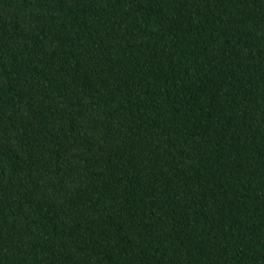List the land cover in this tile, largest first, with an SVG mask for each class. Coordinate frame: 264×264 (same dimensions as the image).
I'll use <instances>...</instances> for the list:
<instances>
[{"label":"trees","instance_id":"obj_1","mask_svg":"<svg viewBox=\"0 0 264 264\" xmlns=\"http://www.w3.org/2000/svg\"><path fill=\"white\" fill-rule=\"evenodd\" d=\"M0 264H264V0H0Z\"/></svg>","mask_w":264,"mask_h":264}]
</instances>
